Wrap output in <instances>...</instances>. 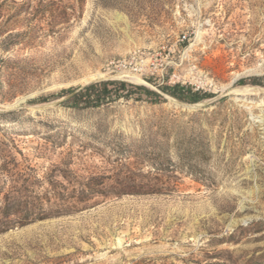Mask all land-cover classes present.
I'll return each instance as SVG.
<instances>
[{"label": "rangeland", "instance_id": "obj_1", "mask_svg": "<svg viewBox=\"0 0 264 264\" xmlns=\"http://www.w3.org/2000/svg\"><path fill=\"white\" fill-rule=\"evenodd\" d=\"M263 75L264 0H0V264H264Z\"/></svg>", "mask_w": 264, "mask_h": 264}, {"label": "trees", "instance_id": "obj_2", "mask_svg": "<svg viewBox=\"0 0 264 264\" xmlns=\"http://www.w3.org/2000/svg\"><path fill=\"white\" fill-rule=\"evenodd\" d=\"M251 82L256 85L264 86V75L250 77L249 79H242L240 83ZM113 85L114 87H110ZM130 86L131 88H128ZM133 88L143 92L148 97H154L157 100L161 97V94L157 91L151 90L143 85H134L126 81H116V80H106L99 82H92L84 86L79 92L73 94L72 98L76 103L85 102V103H101L106 101L116 100L118 98L131 97ZM160 89L172 97L178 99L181 102L186 103H197L202 101L205 98L212 97L213 94L205 92L200 89H195L190 85H183L181 83H175L173 85H164L160 86ZM76 89L71 87L68 89L62 90L64 93H73Z\"/></svg>", "mask_w": 264, "mask_h": 264}, {"label": "bare ground", "instance_id": "obj_3", "mask_svg": "<svg viewBox=\"0 0 264 264\" xmlns=\"http://www.w3.org/2000/svg\"><path fill=\"white\" fill-rule=\"evenodd\" d=\"M90 75H91V74H90ZM93 75H94V74H93ZM105 75H106V73H101V72H99V73L96 74V76H98V77H103V76H105ZM125 75H126V74H125ZM127 75H129V74H127ZM127 75H126V76H127ZM88 76H89V75H88ZM94 76H95V75H94ZM94 76H93V77H94ZM96 76H95V78H96ZM98 77H97V78H98ZM88 78L90 79L91 77H88ZM85 80L87 81L88 79L86 78ZM244 89H245V88H244ZM246 89H247V88H246Z\"/></svg>", "mask_w": 264, "mask_h": 264}]
</instances>
